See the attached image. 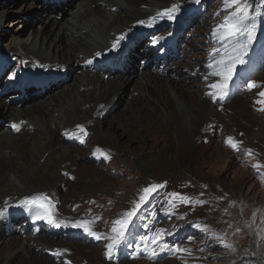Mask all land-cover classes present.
<instances>
[{
  "label": "rangeland",
  "instance_id": "obj_1",
  "mask_svg": "<svg viewBox=\"0 0 264 264\" xmlns=\"http://www.w3.org/2000/svg\"><path fill=\"white\" fill-rule=\"evenodd\" d=\"M38 1L0 0L2 10H14L13 12L3 11L0 13L3 15L0 28V47L2 49H7L13 29L25 28L23 32L25 37L20 40L21 42H25L27 39L31 40L35 35L34 32L41 29L40 14L45 16L46 14L41 10ZM77 1L81 0L65 2L66 6L62 8V11H58L57 16L60 21L66 17V12L70 7L78 4ZM158 1L165 2V0H156V2ZM29 2L37 5V9L33 12V16L31 15L33 18L30 22L33 26L28 28V23H26L28 21L22 22L20 19L23 18L24 13L19 15L15 11L19 9L18 11L21 13ZM214 2L210 3V0H171V3L168 4L169 9L172 5L177 6L176 11L172 14L174 18L168 19L166 15L161 17L166 19L165 23L179 19L182 23L181 28L184 25L186 28L177 42L176 48L171 40L162 47L154 45L151 55L146 57L139 66L144 67L146 63H150L145 68L146 71L150 70L157 75H164L172 74L170 69L175 66L172 65L174 61L183 63L191 61L197 65L194 68L182 66L181 72L178 73L179 76H191L193 71L198 73L204 70L201 64L207 67L214 60H220L226 46L231 48L246 40V35L242 34L244 29L236 30L240 27L237 20L243 14L234 10L235 3L229 0L227 2L214 0ZM65 3L63 2V4ZM91 6L95 9L100 7V4L99 2L93 3ZM225 8H227V14L224 13ZM193 11L202 14L192 17L191 12ZM234 13L235 16H233ZM188 14L190 15L187 17ZM255 20L254 28L253 26L246 27L253 30L254 38L243 54L244 63L235 66L232 78L228 81L225 89L227 95L223 98L217 95L214 100L208 95L211 88L208 89L207 97L211 103V114L208 113L204 119L207 121L198 137L190 136L187 142H181L172 127L169 129L163 126L158 129L152 128L151 132L150 121L142 120L143 129L140 134L143 138L154 135L161 129L165 135L164 140L150 138L145 143L135 142L130 154L121 150V152L118 151L120 152L118 155L114 156L109 150L102 147L104 145L96 141L95 133L90 131H86L88 135L67 136L70 139L75 138L77 146L65 142L66 135L69 134L68 129L77 131L79 130L77 126L81 125L87 130L86 128H90V125L77 123L74 127L66 129H63L64 123L57 125V132L53 136L56 139L53 144L54 148L56 147L57 151H62L63 148L71 149L75 154L73 161L79 166H83L86 174L82 175L77 172L75 176L71 168H68L64 163H55L50 158V165H56L59 177L65 181L62 183L58 181L56 184L53 182L49 185V180L46 184V180L36 177L31 185L39 184L45 190L43 193L35 194V192L34 196L30 197H47L44 203L50 205L53 219L57 222L63 221L69 226L64 227L61 224L60 227H56L47 219H38L37 216L32 218L28 214H17L15 202L20 203L25 199L23 197L25 195L21 194L27 189L20 188L24 184H17L20 190L12 198L7 199L0 210L8 206L6 209L10 210L13 215H9L7 220L12 219L14 227L18 228L16 234L22 230L24 235H21L28 238L43 237L55 244L73 245L84 253L87 251H91V253L86 256L84 253L77 254L69 250V253L61 258L60 251L64 252L65 248L54 249L58 252H51V250L36 247V254L39 258L30 259L29 263H36V259H38L39 264H58L57 262H60L59 264L67 262L69 264H206L207 259L211 264H223L216 262L217 259L223 257L219 254H227L226 258H230V255L237 254L239 256L242 254L241 258L246 259L245 253L252 249L257 251L259 257L264 256V96L260 95L261 92H264V63L260 65L264 61V40L262 39V28H260L257 19ZM136 22L138 21L135 20L133 25ZM164 29L162 37H166L172 27L166 26ZM214 31L216 32L215 36ZM221 36H224L225 39L222 40ZM155 38V36L152 37L151 42ZM136 48L138 49L137 46ZM250 52H254L255 59L247 57ZM138 53L141 54L140 51ZM209 56L211 59L208 58ZM83 60L84 57L81 56L75 64H82ZM86 60L87 58L84 61ZM108 64L111 68L121 67V64ZM169 65L172 67H168ZM213 68L215 69L216 65L208 68V71L213 72ZM108 76L106 74L105 78ZM172 76L176 77L175 74ZM214 77L215 84L223 83V78L217 75ZM207 80L206 77L194 80V85L190 88L203 92V83ZM63 82V84H67L70 79L64 78ZM251 82H254L256 86L250 88ZM204 86L207 88V83H204ZM133 89L132 85L123 89L124 97L120 101L116 95L114 101L108 103L111 100L109 98L106 105L99 107V109L102 108L99 115L105 116L109 121L114 115H118V112L120 113L127 105ZM213 91L212 93H219L220 89L214 88ZM199 95L202 96V99L205 98L204 95ZM19 104L26 105L27 103L21 99ZM136 115L138 114H134V117L130 119L139 121L137 119L140 116L135 118ZM10 119L9 117L3 119L2 130L8 131L9 121L12 120ZM20 124L22 125V123ZM55 127L52 125V129ZM229 137L236 143L235 149L227 142ZM62 141L65 143L63 144ZM82 141L83 144L80 143ZM97 149H101L104 153L107 152L106 154L110 158H105L104 155L97 152ZM75 178L78 181H74ZM15 182L18 181L15 180ZM150 183H158L161 187L151 193L137 209L124 241L113 249L112 258L109 259L105 253L106 246L110 242L108 237L114 235L111 231L113 222L124 218L125 213L131 211L140 202L143 189ZM159 192L162 193L156 201L165 200L160 205L163 219L157 220V225L149 229L148 234H144L143 230L148 227L142 209L146 205L145 203L150 202L148 199L156 197ZM173 193L178 195L173 196ZM198 201H203V203ZM158 202L157 205H159ZM157 205L150 204L148 206L150 215L158 216L160 208ZM29 209L37 210L39 208L31 207ZM254 213L255 218H253ZM17 215L22 217L20 222H16ZM76 221H88L92 231L101 234V239L90 235L82 228L72 227L71 225ZM192 224L200 225V227L193 228ZM173 226L179 230L175 232L176 229L173 228L172 234H169L168 229ZM204 226H207V231L204 230ZM135 229L137 232H134ZM157 229H164L162 236L169 237L163 244L168 246L164 251H161V247L156 248L151 245L152 237ZM173 235L177 236L173 237ZM142 237L148 239L142 240ZM130 240L134 241L132 251L127 249L129 245L126 241ZM145 243L149 249L155 250L157 253L155 256L145 250ZM215 244H231L235 251L226 246L219 248L214 246ZM201 245H204L205 248L196 252V247ZM176 246L184 251H174ZM214 247H217L220 252H213ZM3 253V246H0V261Z\"/></svg>",
  "mask_w": 264,
  "mask_h": 264
},
{
  "label": "bare ground",
  "instance_id": "obj_2",
  "mask_svg": "<svg viewBox=\"0 0 264 264\" xmlns=\"http://www.w3.org/2000/svg\"><path fill=\"white\" fill-rule=\"evenodd\" d=\"M33 1L38 0H31ZM62 1L65 3L68 0ZM38 2L46 14H40L41 29L34 32L31 40L21 42L25 37V28H15L11 31L7 49L0 47V207L20 188L27 189L21 194L25 198L34 196L35 192L43 193L44 187L39 184L31 185L36 177L46 180V184L50 181L49 185L65 181L59 177L56 165H50V158L55 163H64L71 168L75 176L77 172L86 174L83 166L73 161L75 154L71 149L62 147V151H57L54 148L56 139L53 136L58 124L64 123L63 129L74 127L77 123L90 125L85 131L95 133L96 141L114 156L121 150L130 154L135 142L145 143L150 138L164 140L165 135L161 129L156 134L143 138L140 134L143 129L142 120L150 121L151 132L152 128L172 127L181 142H187L190 136L196 138L200 135L207 121L204 119L208 113L211 114L208 89L216 82L212 72L208 71L209 65L205 67L206 65L201 64L204 68L202 72L193 71L191 76H179L182 66L194 68L197 64L191 61H174L172 65L175 66L168 67H172L170 72L175 74V78L169 73L157 75L150 70L146 71L145 68L150 63H143L144 67L139 66L151 55L154 45L162 47L171 40L176 48L186 28V25L181 28L179 19L165 23L166 19L158 15L169 9L171 0H81L69 8L61 21L57 16L58 11H62L66 3L63 4L60 0ZM98 2L100 7L93 9L91 5ZM36 9L37 5L29 2L21 13L19 9L15 12L19 15L24 13L20 19L22 22L28 21L26 23L29 28L33 26L30 20ZM3 11L14 10H2L1 7L0 13ZM200 14L202 13L194 11L191 16L198 17ZM2 18L3 15H0V28ZM135 20L138 22L133 25ZM140 21L144 23H139ZM166 26L172 29H169L166 37H162ZM121 36L124 38L113 48V42ZM154 36L156 38L151 42ZM145 46L147 47L144 48ZM220 49L222 50L221 47ZM81 56L87 60H83L82 64H75ZM108 63L121 64V67L111 68ZM106 74L109 75L108 78H105ZM203 77L208 79L204 82L207 83V88L203 83V92L190 88L194 85V80H201ZM64 78H69L70 82L63 84ZM131 85L134 89L127 105L118 115H114L110 121L99 115L102 109L99 107L106 105L110 99L108 103H112L116 95L120 101L124 97L123 89ZM213 90L211 88L209 93L214 92ZM199 94L205 98L202 99ZM21 99L27 104H19ZM134 114H138L135 118L140 116L137 119L139 121L130 119ZM7 117L12 120L9 121L8 131H4L1 122ZM13 125L18 126L19 130ZM52 125L56 127L52 129ZM68 133L66 137L83 134L79 130L69 129ZM65 142L77 146L75 138L67 137ZM65 142L62 141L63 144ZM80 143L83 144V141ZM18 183L24 186L19 188ZM15 204L17 214H28L35 218L40 213L39 209L31 210L19 202ZM7 207L1 209L3 215L0 216V221L3 219L0 223V246L4 249L0 264H36L38 259L36 263H29L30 259L39 258L36 247L51 252L65 248L64 252L60 251L61 258L69 250L77 254L84 253L73 245L55 244L43 237L28 238L23 236L22 230L16 234L18 228L14 227L12 219L7 220L9 215H13ZM15 218L16 222L22 220L19 215ZM155 244H160V241ZM90 253L91 251H87L84 255L89 256Z\"/></svg>",
  "mask_w": 264,
  "mask_h": 264
},
{
  "label": "snow or ice",
  "instance_id": "obj_3",
  "mask_svg": "<svg viewBox=\"0 0 264 264\" xmlns=\"http://www.w3.org/2000/svg\"><path fill=\"white\" fill-rule=\"evenodd\" d=\"M233 3H236L237 0H232ZM231 6V5H228ZM247 5L246 4H240L236 11L237 12H241L243 11V15L237 20V24L240 26L238 27L236 30L240 31L242 28L244 29V32L242 34H245L247 39L244 40L243 42L237 43L235 46L228 48L226 46L225 48V52L222 55L220 60H214L212 63L209 64V67L212 68L213 64L216 65V68L213 70L212 75H217V76H222L223 77V83L221 84H212L209 87L210 88H218L220 89L219 93H208V95H210L214 100L217 98V95L220 96V98H223L224 96L227 95V92L225 91V89L227 88L228 85V81L231 80L232 78V74L233 71L235 69L236 64H243L244 63V59H243V54L244 52L248 49L251 41L254 38V32L252 29H247L245 26V21L248 20V14L246 11ZM177 9L176 5H172V7L170 9H165L162 13H158V15H166L168 17V19H173L174 16L172 15ZM233 16H235V13L233 14ZM139 23H144L143 21H140ZM254 28V26H253ZM216 35V32L214 31V36ZM124 37L121 36L119 38H117V40H115L113 42V48H116L119 45L120 40H122ZM221 39H225L224 36H221ZM97 55H100V53H97ZM255 83L251 82L249 84V87H255ZM261 96H264V92L260 93ZM13 127L16 130H19L18 126L13 125ZM77 128L79 129V131L81 133H83L84 135H87V132L85 131V129L83 128V126L78 125ZM75 135V133L73 134ZM228 143L231 144V146L235 149L236 143H234L232 141V138L229 137L228 138ZM97 152H100L101 155H104L105 158H110L107 156L106 153H104L101 149H97ZM250 152V150H249ZM161 187V185H151L149 187H146L145 189H143V194L140 196V202L138 204H136V206L129 212L125 213L124 218L122 219H118L116 221L113 222V227L111 229L112 233L114 235L108 237L109 239V243L107 244V251H106V255L108 256L109 259L112 258V254H113V249L118 247L125 239L126 237V233H127V229L131 223L132 217L135 216L137 209L141 206V204H143L148 196L151 195L152 192L156 191L157 188ZM173 196H176L178 194L173 193ZM187 199V198H184ZM47 200V197H29V198H25L23 201H21V205L25 206V207H38L39 209H41L42 211L40 213L37 214V218H44L47 219L49 221V223H53L55 224L56 227H60L61 224H63L64 227H68L69 225L64 223L63 221L61 222H57L56 220L53 219V214L50 208L49 204L44 203V201ZM199 203H203V201H198ZM3 215V210H0V216ZM253 218H255V213L253 214ZM72 227H76V228H82L84 231L88 232L90 235L96 237L97 239H101V234L92 231L91 227L89 226V222L88 221H76L74 224L71 225ZM197 227H200V225H197ZM204 230L207 231L208 228L207 226H204ZM164 229H158L157 232L153 235L152 237V242L156 243L157 241L161 240L162 238V233H164ZM237 231H239V229H237ZM213 235H216L215 233H213ZM148 238H144L142 237V240H147ZM226 247L232 249V251H235V248L231 245V244H226ZM168 246L167 245H162L161 246V251H164ZM145 250L150 251L151 255L155 256L157 253L155 252L154 249H149L147 246V243H145ZM176 252H180V251H184L183 249L179 248L178 246L174 247L173 249Z\"/></svg>",
  "mask_w": 264,
  "mask_h": 264
},
{
  "label": "trees",
  "instance_id": "obj_4",
  "mask_svg": "<svg viewBox=\"0 0 264 264\" xmlns=\"http://www.w3.org/2000/svg\"><path fill=\"white\" fill-rule=\"evenodd\" d=\"M251 2L254 4V6H256L257 5V3H255V2H253V0H251L250 1V3H249V5H251ZM252 7V6H251ZM253 8V7H252ZM254 9V8H253ZM203 249V248H205V246L204 245H201L200 247H199V249ZM199 249L197 250V252H199ZM253 250V251H252ZM252 250H248L247 251V253L250 255H248L247 253H245L248 257H249V260L248 261H240V260H238V259H241V257H238V255L236 254V255H230V258H226L225 256H223V254H219V256L220 255H222L223 257H221V258H219V259H217V261L216 262H218V263H223V264H225V263H227V264H264V256H262V258L261 257H259L258 255H257V251H255L254 249H252ZM213 252H215V253H217V252H220V250L217 248V247H214V250H213ZM255 252V253H254ZM227 255V254H226ZM206 261H210V260H207L206 259Z\"/></svg>",
  "mask_w": 264,
  "mask_h": 264
},
{
  "label": "clouds",
  "instance_id": "obj_5",
  "mask_svg": "<svg viewBox=\"0 0 264 264\" xmlns=\"http://www.w3.org/2000/svg\"><path fill=\"white\" fill-rule=\"evenodd\" d=\"M225 255H226V254H225ZM225 255H223V256H225ZM221 256H222V255H221ZM225 257H226V256H225ZM215 263H216V262H215ZM207 264H211L210 261H208ZM213 264H214V263H213Z\"/></svg>",
  "mask_w": 264,
  "mask_h": 264
}]
</instances>
